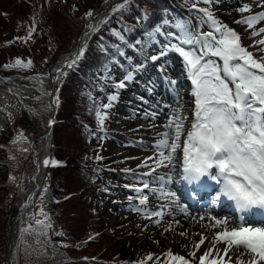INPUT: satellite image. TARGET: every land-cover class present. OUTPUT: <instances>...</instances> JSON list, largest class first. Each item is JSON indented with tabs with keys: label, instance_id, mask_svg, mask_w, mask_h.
<instances>
[{
	"label": "rangeland",
	"instance_id": "obj_1",
	"mask_svg": "<svg viewBox=\"0 0 264 264\" xmlns=\"http://www.w3.org/2000/svg\"><path fill=\"white\" fill-rule=\"evenodd\" d=\"M245 4L250 6V13L238 11ZM104 5L105 0H0V183L5 186L0 190V236H3L0 237V247L5 245L8 232V228L1 227V225L10 224L8 219L12 217L16 204L28 190L27 172L28 179L31 178L34 188L29 194L32 196V201H30L31 204L25 218L21 220V228H28L30 224L34 227V222L30 221L29 217L42 219L38 215L41 208L50 218L51 228L47 237L36 238L34 235L22 237L18 248L14 251L13 264L18 262L21 264H49L52 262L50 255L53 253L50 251V245L55 229H59L62 232L61 237L65 239L61 241L59 247L72 244L74 248L65 251L59 249L65 254L64 260L60 264H63L67 257L82 254L84 251L95 252L98 245L120 247L124 253L129 252L126 258L130 256L131 258L122 264H139V261H145V258L150 254L153 259L147 262L165 264L167 259L165 253L169 251L172 254L185 257L190 264H199V257L213 247L212 240L215 229L206 227L211 222L207 220L204 222L191 221L192 224L186 228L181 224L174 225L172 221L175 218L168 215H164L162 218L148 219L131 211L130 205H136L138 199H133L131 202L128 200V197L135 196V193L131 192L126 185H132L134 181L130 175L124 174L123 171L130 169L133 174H142L152 170L151 167L139 166L145 160L149 165L154 166L157 154L151 150V146L155 143L160 131H164L163 125L168 120L170 113L183 106L181 115L187 117L186 120H182L184 128L181 145L192 120L193 103L192 97L189 95L191 84L184 73L181 57L170 52L155 63L148 59L150 56L160 53L162 45L167 43L166 37L157 35V48L148 57L142 58L136 53H131L134 56V62L126 73L122 71L121 66L115 64L110 69V72L115 74L114 83L123 80L129 72H133V79L126 82L127 86L123 89H114V84L109 88L107 96L118 91V100L108 110L109 118L105 121L104 138L101 139L102 136H99L96 140H92L96 147L90 153H94L95 157L103 158L100 161L96 160L97 169H100L96 184L95 179H93L95 185L91 184V180L82 183V178L86 176L84 171L80 170L79 164L70 162L69 167L59 168L55 171L52 170L54 168L52 166H43V160H50L51 154L55 152L63 158L56 160L59 165L69 157V149H72L71 152L74 154H77V150H81L83 153L85 150L87 151L83 137L84 129L79 125V122L85 121L88 117H72V112H69L64 116L58 113L63 118L56 119L54 104H52L51 114L46 119L47 115L42 109L52 101L53 96H57L58 112H60L61 105H65L71 99V92L76 91L74 87L68 86L58 94L54 92L56 73L54 74L53 70H50V64L56 58L60 44H66L69 41L67 37L72 34L69 31V25L74 31L76 26H78L77 29L82 28L84 23L85 25L88 23L83 19L85 13L91 10L96 17ZM200 5L209 7L217 19L235 30L242 38V45L253 52L256 59L264 55L259 51V47L264 46L253 47L257 41L264 40V33L250 38L252 30L247 29L244 24L236 23V21L263 9L264 6H260L261 0H245L242 4L241 0H218V2L213 0L210 6ZM33 21L36 24V30L32 39L25 43L23 38L27 36L28 28ZM92 22L94 23V18ZM170 23H175V21H170ZM260 27H264V25L259 23L255 26L256 30ZM204 30L207 31V27ZM162 31L169 32L174 29L163 25ZM83 35L84 33L79 37L76 50L81 46ZM17 37L21 39L15 40ZM10 41L14 42L8 43ZM17 58L23 61L30 59L32 66L26 70L5 69L6 64ZM171 59H173L174 69L170 68L169 60ZM162 63L163 65L160 67ZM156 64L159 67H156ZM141 65L142 67H140ZM178 68L182 70V73L176 72ZM49 75L53 76L50 89L47 90L44 78ZM173 79L177 81L175 87L170 83ZM57 84L59 88L62 87L60 82ZM167 90L170 91L172 100H167ZM177 90H179L178 95ZM46 91L52 94L49 95V99L47 98V103L44 101L47 96L42 95ZM153 95H158L157 101L159 102L152 100ZM107 96L103 100L99 99L97 105L107 103ZM36 97H41V99L37 101ZM84 107L89 109V105L85 104ZM151 107L154 108L155 114L161 115L160 118L145 116V114H149L148 111L152 110ZM28 109L39 114L33 115ZM49 119L58 123L53 130L47 125ZM28 128H31L29 130L32 131L33 139L26 134ZM95 128H97V124ZM20 132L26 137V142L22 145H13L11 141ZM136 139L140 141H136ZM53 143H55L54 147ZM19 147L27 148L28 151H20ZM181 149H178L176 153L179 156ZM10 156L14 159H9ZM30 164L32 168L27 171ZM17 170H19V174L16 177ZM168 171L167 168L162 167L157 169L153 175L164 176ZM10 176L15 177V180L10 181ZM144 178L151 179V177ZM84 185H90V187L81 191ZM169 186L170 184L167 185V187ZM37 187H40V190L36 189ZM151 187H158V185H151ZM45 188H47V193L42 200L41 194ZM91 193L94 195L93 198H91ZM145 193L149 196V200L146 206L141 207L151 211L156 206L167 204H157V200L153 202L151 199L152 193L147 189H145ZM88 200L92 204L91 207H95V212L87 210L85 201ZM98 212L100 215L97 214ZM101 213L103 214L101 215ZM155 219H161V223L154 224ZM169 228L171 230L166 231ZM17 232L18 223L17 227H13L12 230L11 245L15 242ZM85 232H92L91 243L87 242L90 237H84ZM101 232H106L107 238L105 239L104 235L103 238L99 237L100 240L97 242V236ZM181 233H185V235H181ZM201 236L205 238V242L199 249H196L195 245L200 241ZM37 239L40 243L36 242ZM80 239L83 243L80 242ZM71 241L73 242L71 243ZM11 245L10 247H12ZM225 246L223 243H218L209 259L215 257L217 253L222 255ZM193 252H195V256L190 255ZM114 254L116 253L114 252ZM136 255L142 259H136ZM228 257L231 258L230 261L236 263L237 260H240L241 264H247L249 259L246 254L242 255L235 250L230 251ZM228 257L225 259L227 260ZM10 262L7 264H12ZM64 263L70 264L69 261ZM0 264H5V262H1V258ZM98 264L120 263L117 260Z\"/></svg>",
	"mask_w": 264,
	"mask_h": 264
},
{
	"label": "snow or ice",
	"instance_id": "obj_2",
	"mask_svg": "<svg viewBox=\"0 0 264 264\" xmlns=\"http://www.w3.org/2000/svg\"><path fill=\"white\" fill-rule=\"evenodd\" d=\"M130 2L131 0H122L111 9V14L121 10L126 11ZM185 3L190 5L189 17L177 18L175 23H170L168 20L163 21V25L174 29V31L163 32L161 27L155 28L154 35L166 37L167 43L162 45L158 55L148 58L155 63L170 52L178 54L182 59L186 78L191 84L189 95L192 97L193 103L192 122L183 140L180 170L184 177L190 171H201L205 158L208 157L211 159V163H208L207 167H212V164H215L216 168L224 173L222 178L224 181L239 185L247 195L258 193L261 200H264V55L256 59L253 52L242 45V38L235 30L217 19L209 7H198L199 4L210 6L213 0H185ZM260 6H264V0H261ZM238 11L250 13L251 8L245 4ZM193 14L196 19L195 24L192 22ZM94 16L95 13L91 10L85 13L83 19L88 23L85 25L86 31L82 37L81 46L76 52L65 58L59 68L54 70L56 72L55 83H59L61 77L67 75L65 69H72L78 64L85 54L87 39L98 32L100 27L107 24L110 19L108 16L93 23ZM143 18L147 19V13ZM261 22H264V11L250 14L236 21V23L244 24L247 29L252 30L250 38L264 33V27H260L258 30L255 28ZM205 27H207V31L204 30ZM35 30L36 24L33 21L28 28L27 36L23 38L25 43L32 39ZM111 35L121 41L124 40L123 35L115 30L111 31ZM20 39V37L15 38V40ZM257 46H264V40H259L253 45V47ZM259 51L264 53V47H259ZM119 54L124 55L123 52ZM31 66L30 59L23 61L17 58L4 67L5 69L26 70ZM132 79L133 72H129L113 87L116 90L123 89L127 86L126 82H130ZM170 83L175 87L177 81L173 79ZM178 94L179 90H177ZM42 95L52 94L43 93ZM35 99L39 101L41 97ZM117 100L118 91L107 96V103L96 105L95 117L100 132L105 131V121L109 118L108 110L114 106V102ZM52 104L58 105L57 96H53L52 101L42 110L50 111ZM182 108L183 106L169 114L168 120L163 125L164 131L158 134L155 143L151 146V150L157 154L154 166L149 165L147 160L139 166L151 167L152 170L142 174H133L130 169L123 170L134 181L132 185H126L131 192L135 193V196L130 195L128 200L131 202L133 199H138V204L130 205V210L141 214L144 218H162L164 215L174 217L175 215L173 212L162 210L149 211L141 206H146L149 200L145 189L160 198L172 197L171 203L178 204L175 194L167 187L171 183L172 175L169 174L165 178L153 175V173L162 167L175 172L176 153L178 149H181L180 141L184 128L182 120L187 119L186 116L181 115ZM28 110L33 115L39 114L32 109ZM152 115L154 118L155 114ZM9 116L11 117V114ZM53 123L52 119L47 121L49 127ZM103 138L101 137V139ZM25 142L26 137L22 132L18 133L11 141L13 145H22ZM18 150L28 151L23 147H19ZM9 159H14V157L10 156ZM95 159L100 161L103 158L96 156ZM42 163L45 167L58 166L55 160L44 159ZM96 171L98 172L100 169ZM144 177H151V179ZM9 180L14 181L15 177L10 176ZM221 182L222 180L218 178L217 183ZM151 185H158V187H151ZM21 190L23 191V189ZM46 193L47 188L41 194L42 200ZM28 201H32L31 195L28 197ZM29 202L25 203V208L30 206ZM177 211L184 215L188 214L187 208L183 206H178ZM38 215L42 219L29 217L35 226L30 224L28 228H21L19 233L21 237L27 235H34L37 238L47 237L51 228L50 218L42 208ZM207 218L212 223L206 227L221 228V230L214 235L213 247L199 257V264H229L231 258L228 257V253L232 250L240 252L242 255L246 254L249 258L247 264H264V229L245 227L242 222H236L235 226H229V220L217 219L212 215H208ZM199 219L204 220L205 216L201 215ZM242 219L241 217V221ZM160 223L161 219L154 220V224L159 225ZM169 230L171 229H166V231ZM181 235H185V233H181ZM36 242L40 243L39 239ZM204 242L205 238L201 236L200 241L195 245L196 249H199ZM218 243L226 245L223 254L217 253L219 258L209 259ZM61 246L67 247V245ZM190 255L195 256V252ZM165 257L167 258L165 264H189L185 257L173 255L170 251L165 253ZM226 257H228L227 260ZM152 259L150 254L141 264H146ZM237 264H241V261L237 260Z\"/></svg>",
	"mask_w": 264,
	"mask_h": 264
},
{
	"label": "trees",
	"instance_id": "obj_3",
	"mask_svg": "<svg viewBox=\"0 0 264 264\" xmlns=\"http://www.w3.org/2000/svg\"><path fill=\"white\" fill-rule=\"evenodd\" d=\"M121 0H107V3L101 8L104 9L102 13L98 16H94V23L96 21H99L105 17L110 16V19L108 20V23L101 26L100 30L90 36V38L87 39V48L85 51V54L82 59L78 61V64L74 66L72 69H66L67 72L66 76L61 77L60 83L61 88H59L58 84L56 83L55 87V93H60L61 91H64L65 88H68V86H72L75 88L76 91L71 92V99L65 104L61 105L60 112H58V105L54 104V114L56 119L57 118H63L59 115H66L69 112H72V117H88L87 119L81 120L79 122V125L83 127V137L87 145V151L83 153L81 150H77V154H74L71 152L72 149H69L70 155L68 158H66L63 163H60L57 167H54L52 170H58L59 168H67L71 165L70 162L76 163L80 165V170L84 171V174L86 177L82 178V183H85L86 181L91 180V184H96V178L98 177V172L96 171L98 166L95 159V154L90 153L91 150H94L96 145L92 142V140H96V117H95V107L97 103H99L100 95L104 91V85L107 84V78L110 76L107 72L110 61L114 59L117 55V53L120 51V48L124 43L131 44L135 42L136 40L140 39L141 37L144 38L147 32L154 28V26L163 20H169L172 16L178 17V15H182L184 12L189 14V8L190 5L185 3V0H131L128 8L126 11L121 10L120 12H117L115 14H111V9L121 3ZM110 6L109 8H107ZM95 11H97L95 9ZM147 13V19H144V14ZM76 26V30L74 31L73 28L69 25V31L72 33L67 37L69 39L68 43L66 44H60V48L57 52V56L54 59V61L50 64L51 68L50 70H53V73L55 69L59 68L62 64V62L65 60V58L69 57L72 53L76 52V45L79 41V37L81 34L86 31L85 23L82 25V28ZM115 30L117 32H120L124 40L121 41L117 39L115 36L111 35V31ZM119 50V51H118ZM53 75H49L44 78V80L47 83V90L50 88L51 84V78ZM77 82V83H75ZM45 86V85H44ZM73 88V89H74ZM47 96V95H46ZM91 97V98H90ZM44 101L47 103V97L44 98ZM86 105H89V109L84 107ZM59 113V115H58ZM44 114L47 115L46 119H48L49 115L51 114L50 111H44ZM89 121V123H87ZM57 121H55L52 125V130L55 129L57 126ZM91 125V127H90ZM87 128V129H85ZM95 128V129H94ZM31 128H28L26 130V134L33 139L34 136H32V131L29 130ZM55 143H53L54 147ZM90 153V154H89ZM60 155V154H59ZM56 152L51 154L50 160H57V159H63L61 156H59ZM74 165V164H73ZM72 165V166H73ZM1 168V164H0ZM32 168V165L30 164L27 167V171H29ZM18 176L19 170L16 171ZM29 178V175L26 172V181L28 190L24 196L21 197L20 201L16 204L15 210L12 212V217L9 218L10 224L4 223L5 228H8L7 232V240L5 245H2L0 247V258L1 262H5L7 264L9 261L13 264V255L16 248H18V245L20 241L22 240V237L20 236V229H21V223L22 219L25 218V215L27 213L28 208L27 207L22 214L20 215L18 219V232L16 234V239L14 242V245L10 247L11 245V236H12V230L14 227V221L16 218V215L21 208V206L25 203L26 199L28 198L30 191L34 188L31 178ZM93 179H95V184L93 183ZM5 186L3 183H0V190L3 189ZM90 185L82 187L81 191L86 188H89ZM36 189L40 190V187H37ZM74 192V190H73ZM75 193V192H74ZM91 198L94 197V195L91 193ZM87 204V210L95 212V207H91L90 200L85 201ZM31 204V203H30ZM94 206V205H93ZM97 214L100 215L98 212ZM103 213H101L102 215ZM96 216V215H94ZM88 229V228H86ZM108 231V230H107ZM54 237L51 240L50 245V251H52L53 255H50L52 257V262L49 264H60L65 257V254L60 252L59 249L65 250H73L72 244L68 245L67 247H59L60 243L63 239L62 232L59 229L53 230ZM59 234V235H57ZM105 235V239L107 238L106 232L105 233H99L97 236L96 241L98 242L100 238H103ZM92 232H85L84 237L89 238L92 237ZM3 237V236H0ZM100 237V238H99ZM37 238V237H36ZM40 238V237H38ZM72 238V237H71ZM74 240V238H72ZM91 239H87L88 243H91ZM117 241V240H116ZM73 241H71L72 243ZM80 242L83 243L82 239H80ZM79 246V244H78ZM58 247V249H56ZM101 247V248H100ZM103 247V248H102ZM100 249V250H97ZM95 252L89 251V252H82V254H77L75 256H70L65 259L64 262L69 261L70 264H98V263H104V261L112 262L117 261L120 259H126V255L129 253H124L120 247H109V246H100L98 245V248ZM57 250V251H56ZM114 252L116 254H114ZM63 264H66L64 263ZM21 264V263H17Z\"/></svg>",
	"mask_w": 264,
	"mask_h": 264
},
{
	"label": "clouds",
	"instance_id": "obj_4",
	"mask_svg": "<svg viewBox=\"0 0 264 264\" xmlns=\"http://www.w3.org/2000/svg\"><path fill=\"white\" fill-rule=\"evenodd\" d=\"M208 163H211V159L206 157L204 166L201 167V171H190L186 177L182 175L179 177V179L177 177L171 176V183H179L180 180H183L191 187L193 185H199V183L204 178H207L213 183H217L218 178H220L222 182L217 183L219 186V191L213 195L210 202V207H218L220 198L223 196L227 201L232 203L233 208L238 215L250 212L253 209L264 211V200H261L258 193L253 195L245 194L244 190L239 185L224 181L222 179L224 177V173L221 172L219 168H216L215 164H212V167H207ZM214 167L217 171L215 175H212L211 170Z\"/></svg>",
	"mask_w": 264,
	"mask_h": 264
},
{
	"label": "bare ground",
	"instance_id": "obj_5",
	"mask_svg": "<svg viewBox=\"0 0 264 264\" xmlns=\"http://www.w3.org/2000/svg\"><path fill=\"white\" fill-rule=\"evenodd\" d=\"M179 72L182 73V70L179 69ZM184 73H185V72H184ZM183 86H184V85H183ZM188 104H189V103H188ZM188 106H189V105H188ZM169 109H170V108H169ZM187 109H188V108H187ZM188 111H189V110H188ZM160 113H161V112H160ZM163 113H164V112H163ZM163 113H162V114H163ZM162 116H163V115H162ZM166 117H167V116H166ZM161 118H162V117H161ZM148 120H149V119H148ZM153 121H154V120H153ZM153 121H151V122H153ZM151 125H152V124H151ZM153 125H154V124H153ZM161 126H162V125H161ZM153 127H154V126H153ZM160 128H161V127H160ZM156 129H157V128H156ZM159 130H160V129H159ZM162 131H163V130H162ZM160 132H161V131H160ZM155 134H157V133H155ZM157 137H158V136H157ZM176 155H177V154H176ZM178 155H179V154H178ZM173 175H174V174H173ZM166 219H167V218H166ZM194 219H195V218L190 217V218H189L190 221H188V222L183 223V222H181V221H183V220H181V221H174L173 224H174V225L181 224V226L184 225L185 227H186V226L188 227L190 224H192L191 220H194ZM168 220H169V218H168ZM203 225H204V224H203ZM199 226H200V225H199ZM187 227H186V228H187ZM197 227H198V225H197ZM204 228H205V227H204ZM204 228H203V229H204ZM191 229H192V228H191ZM209 230H210V229H209ZM212 230H213V229H212ZM192 231H193V230H192ZM199 231H200V230H199ZM202 231H203V230H202ZM205 231H207V230H205ZM203 233H204V231H203ZM206 233H207V232H206ZM214 234H215V232H214Z\"/></svg>",
	"mask_w": 264,
	"mask_h": 264
},
{
	"label": "water",
	"instance_id": "obj_6",
	"mask_svg": "<svg viewBox=\"0 0 264 264\" xmlns=\"http://www.w3.org/2000/svg\"><path fill=\"white\" fill-rule=\"evenodd\" d=\"M24 209H25V207L23 206V208L21 209L20 213H21ZM20 213H19V214H20Z\"/></svg>",
	"mask_w": 264,
	"mask_h": 264
}]
</instances>
